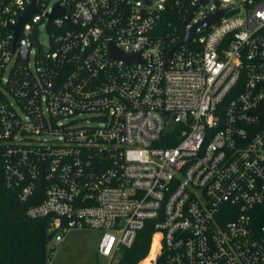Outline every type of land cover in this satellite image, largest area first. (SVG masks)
<instances>
[{
	"label": "built area",
	"instance_id": "1",
	"mask_svg": "<svg viewBox=\"0 0 264 264\" xmlns=\"http://www.w3.org/2000/svg\"><path fill=\"white\" fill-rule=\"evenodd\" d=\"M0 147L56 246L98 231L112 264L147 230L137 264H264V0H3Z\"/></svg>",
	"mask_w": 264,
	"mask_h": 264
},
{
	"label": "trees",
	"instance_id": "2",
	"mask_svg": "<svg viewBox=\"0 0 264 264\" xmlns=\"http://www.w3.org/2000/svg\"><path fill=\"white\" fill-rule=\"evenodd\" d=\"M3 164L4 150L0 147V264H48L49 219H32L27 215V210L41 199L21 203L17 193L7 190L4 185ZM256 223L264 225V211ZM149 241L150 232H141L131 249L121 250L117 264H137L146 256ZM157 264L164 263L159 260Z\"/></svg>",
	"mask_w": 264,
	"mask_h": 264
},
{
	"label": "rangeland",
	"instance_id": "3",
	"mask_svg": "<svg viewBox=\"0 0 264 264\" xmlns=\"http://www.w3.org/2000/svg\"><path fill=\"white\" fill-rule=\"evenodd\" d=\"M101 233L94 230L69 231L59 245L49 243L48 264H108V260L98 255ZM121 253L112 264H117Z\"/></svg>",
	"mask_w": 264,
	"mask_h": 264
},
{
	"label": "water",
	"instance_id": "4",
	"mask_svg": "<svg viewBox=\"0 0 264 264\" xmlns=\"http://www.w3.org/2000/svg\"><path fill=\"white\" fill-rule=\"evenodd\" d=\"M32 12H34V10L32 9V7H30V9L25 13V15L23 17H21L19 19V23L18 25H16L13 30L15 32V38L17 37V34H18V31L21 27L22 24H24L30 17V15L32 14ZM63 15V12L58 8V7H55L54 9V12L53 14L51 15V18L54 17V16H62ZM219 15H216L212 18H209L208 20H206L204 23L202 24H199L197 26H194V27H191V26H188L187 25V22L184 24L183 28L185 30V38L183 40V42L179 45H177L176 47H174L171 51H170V54L171 55L177 48H179L180 46L182 45H185L193 36H195L197 33H199L204 27H206L207 25H209L210 23H212ZM112 54L115 56V57H118L120 59H123L124 61H128L130 58L128 57H124L122 56L120 53H118L114 47L112 46ZM165 117H167V114H165ZM55 232H52L50 234L47 235V243H51L52 241V238L54 236Z\"/></svg>",
	"mask_w": 264,
	"mask_h": 264
},
{
	"label": "bare ground",
	"instance_id": "5",
	"mask_svg": "<svg viewBox=\"0 0 264 264\" xmlns=\"http://www.w3.org/2000/svg\"><path fill=\"white\" fill-rule=\"evenodd\" d=\"M155 250H156V241H154L153 244H152L151 252H150V254H149V256H148V259H149V258H152V257L154 256ZM148 259H147V260H148ZM147 260L144 261L142 264H146Z\"/></svg>",
	"mask_w": 264,
	"mask_h": 264
}]
</instances>
